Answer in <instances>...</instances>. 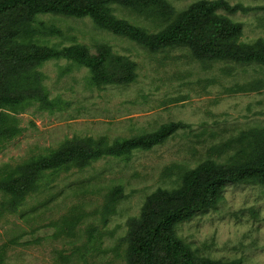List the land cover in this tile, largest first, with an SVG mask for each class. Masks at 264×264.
I'll use <instances>...</instances> for the list:
<instances>
[{
    "label": "rangeland",
    "instance_id": "rangeland-1",
    "mask_svg": "<svg viewBox=\"0 0 264 264\" xmlns=\"http://www.w3.org/2000/svg\"><path fill=\"white\" fill-rule=\"evenodd\" d=\"M168 1L183 10L201 0ZM226 1L251 7L264 4ZM114 14L151 32L160 29L122 8L115 7ZM228 16L243 23V42L264 39L263 11ZM39 20L64 33L44 38L49 46L82 44L96 54L99 45H109L138 64L139 77L129 86L96 88L89 84L85 68L64 60L44 64L39 70L46 75L50 97H61L70 105L51 113L33 104L17 114L24 132L0 145V178L6 177L8 168L48 155L74 138L105 136L111 144L169 122L191 128L151 151H136L129 159L105 158L83 171L49 173L44 181L48 188L28 197L16 212L6 209L10 197L0 192V264H126L122 239L127 221L139 216L148 195L176 187L179 172L208 158L228 161L234 150L222 154L213 147L264 127V88L236 92L264 80V72L255 65L202 63L187 49L152 54L98 29L89 18L46 15ZM64 69L70 71L61 76ZM116 186L123 187L126 198L115 214L105 217L106 196ZM73 218L78 221L73 223ZM177 233L200 257L264 264V186H229L216 209L179 225Z\"/></svg>",
    "mask_w": 264,
    "mask_h": 264
},
{
    "label": "trees",
    "instance_id": "trees-1",
    "mask_svg": "<svg viewBox=\"0 0 264 264\" xmlns=\"http://www.w3.org/2000/svg\"><path fill=\"white\" fill-rule=\"evenodd\" d=\"M115 7L155 22L160 29L151 32L118 18ZM256 11L264 12V4L251 7L226 0H201L177 10L168 0H0V145L24 132L17 114L26 107L38 104L41 110L53 113L70 105L61 97H50L44 84L46 75L39 70L47 62L64 60L85 68L89 84L96 88L129 86L139 77L138 64L114 53L109 45H99L97 53L92 54L82 44L58 47L44 43V38L63 37L64 33L39 20V16L89 18L98 29L134 42L152 54L187 49L202 63L255 65L264 72V39L243 42V23L228 16ZM69 71L62 70L61 76ZM263 88L264 80L258 79L236 92ZM190 128L183 122H169L155 131L111 144L105 136L69 140L48 155L8 168L6 177L0 178V192L10 197L6 209L16 212L28 197L47 189L44 181L49 173L83 171L105 158L129 159L134 152L151 151ZM213 150L234 153L228 161L208 158L193 169L179 172L176 187L157 189L146 197L139 216L128 219V231L122 239L127 245L126 264H243L241 259L200 257L177 229L216 209L229 186H264V127L243 131ZM125 198L123 187H114L106 196L104 216L115 214L116 206Z\"/></svg>",
    "mask_w": 264,
    "mask_h": 264
}]
</instances>
